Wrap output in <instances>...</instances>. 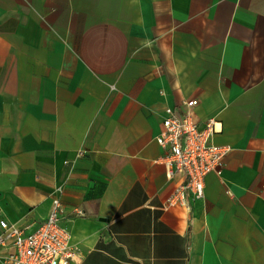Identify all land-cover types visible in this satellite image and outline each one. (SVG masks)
Instances as JSON below:
<instances>
[{
    "label": "crops",
    "instance_id": "crops-1",
    "mask_svg": "<svg viewBox=\"0 0 264 264\" xmlns=\"http://www.w3.org/2000/svg\"><path fill=\"white\" fill-rule=\"evenodd\" d=\"M191 99L231 151L165 211L157 138ZM55 199L73 264H264V0H0V221Z\"/></svg>",
    "mask_w": 264,
    "mask_h": 264
},
{
    "label": "built area",
    "instance_id": "built-area-1",
    "mask_svg": "<svg viewBox=\"0 0 264 264\" xmlns=\"http://www.w3.org/2000/svg\"><path fill=\"white\" fill-rule=\"evenodd\" d=\"M183 112L167 108L157 144L165 151L162 158L168 180L180 177L179 184L167 199L164 210L187 207L190 198L202 199L205 182L212 174H221L231 149L214 143L216 122L200 123L194 110L196 99L183 104ZM63 204L53 200L48 218L37 228H19L0 221V248L6 251L0 264H73L78 253L71 244V234L62 225ZM80 216L84 211L78 210Z\"/></svg>",
    "mask_w": 264,
    "mask_h": 264
}]
</instances>
